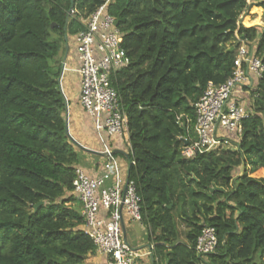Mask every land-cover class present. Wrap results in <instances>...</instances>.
Instances as JSON below:
<instances>
[{
    "label": "trees",
    "instance_id": "obj_1",
    "mask_svg": "<svg viewBox=\"0 0 264 264\" xmlns=\"http://www.w3.org/2000/svg\"><path fill=\"white\" fill-rule=\"evenodd\" d=\"M106 2L0 0V264H86L95 253L69 206L77 201L78 157L58 78L66 36ZM259 6L260 31L241 24L247 0L107 5L130 58L110 78L127 117V177L151 229L153 256L165 264H264V72L235 150L182 156L184 139L195 138V104L208 84L231 76L241 39L256 42L264 66ZM178 222L187 230L182 241ZM205 227L218 238L206 260L195 251Z\"/></svg>",
    "mask_w": 264,
    "mask_h": 264
},
{
    "label": "built area",
    "instance_id": "obj_2",
    "mask_svg": "<svg viewBox=\"0 0 264 264\" xmlns=\"http://www.w3.org/2000/svg\"><path fill=\"white\" fill-rule=\"evenodd\" d=\"M109 1L79 19L83 29L75 36L79 104L92 120L104 161L94 176L79 167L75 169L72 194L81 204V231L91 240L95 252L105 258V264H135L138 254L126 243L124 229L130 222H142L141 199L134 182L122 176L119 161L109 145L111 138L128 134L127 117L110 78L113 73L128 68L130 58L120 46L122 34L115 25L116 20L107 12ZM263 2L247 0V5ZM76 13L70 9L68 16L73 18ZM240 43L231 76L220 85L208 84L195 104V138L189 142L184 139L187 144L182 156L185 159L224 149L225 136L218 133L220 129L236 144L240 140L241 123L249 112L236 95L247 87H254L264 72L256 42ZM217 246L215 229L203 228L196 240L197 256L206 260Z\"/></svg>",
    "mask_w": 264,
    "mask_h": 264
},
{
    "label": "crops",
    "instance_id": "obj_3",
    "mask_svg": "<svg viewBox=\"0 0 264 264\" xmlns=\"http://www.w3.org/2000/svg\"><path fill=\"white\" fill-rule=\"evenodd\" d=\"M262 16L263 9L261 6H249L248 11L241 18V24L247 28L256 27L260 31L263 26ZM75 36L68 34L64 40L59 57L61 71L58 83L66 105L63 116L68 125V136L74 144L73 146L78 157V162L75 166L82 169L88 175L94 176L100 169L104 156L102 148L99 147L100 141L94 130L92 120L79 104L80 86ZM252 89L253 87H247L236 95L239 102L247 108L249 114H251L252 104L249 103V94ZM218 133L221 136H225L224 141L226 145L224 149L235 150L237 145L235 140L228 135L226 136L221 129ZM112 139L109 142L112 144L115 154L127 155L129 152L128 134L126 133L121 137ZM119 157L120 168L124 177H127L128 161L123 156L119 155ZM69 206L81 215V206L77 201L70 203ZM181 225L183 226V224ZM138 226L143 232L140 237L128 234V227L124 229L126 243L138 254L135 264H165L164 261H160L153 256L154 242L152 241L150 227L142 222ZM79 229L81 230V227ZM180 239L181 241L184 240L182 237ZM152 258L153 260H151ZM86 264H105V258L95 252L87 257Z\"/></svg>",
    "mask_w": 264,
    "mask_h": 264
},
{
    "label": "rangeland",
    "instance_id": "obj_4",
    "mask_svg": "<svg viewBox=\"0 0 264 264\" xmlns=\"http://www.w3.org/2000/svg\"><path fill=\"white\" fill-rule=\"evenodd\" d=\"M254 6V5H253ZM255 6H259V5H255ZM251 7V6H250ZM240 40V39H239ZM240 42H241V40H240ZM240 44H242V43H240ZM249 103H252V100H253V98L251 97V94H249ZM240 138H241V136H240ZM108 140V139H107ZM111 140H113L112 138H111ZM109 145L110 146H112V144L109 142ZM99 147L100 148H102V146L99 144ZM119 155L120 156H123L126 160H127V158H126V155L124 156V155H122V154H115V157L119 160L120 159V157H119ZM103 161H104V159H103ZM128 161V160H127ZM241 172H242V169L241 168H238L234 173H233V175L235 176V175H240L241 174ZM123 177H124V174L122 175ZM108 184V183H107ZM78 204L81 206V204L78 202ZM140 223L139 222H130V223H128L127 224V226L126 227H128V234H131V235H135V236H142V230H141V228L138 226ZM178 226H179V231H180V235H181V237H182V239H184V234H185V232L187 231L186 230V228H185V226L183 225H181L179 222H178ZM130 236V235H129Z\"/></svg>",
    "mask_w": 264,
    "mask_h": 264
},
{
    "label": "water",
    "instance_id": "obj_5",
    "mask_svg": "<svg viewBox=\"0 0 264 264\" xmlns=\"http://www.w3.org/2000/svg\"><path fill=\"white\" fill-rule=\"evenodd\" d=\"M115 25L118 26V23L115 22ZM241 41H243V39H241ZM229 51L230 52H233L234 51V48H230ZM65 107H66V105H65ZM65 132H66V134H68V125H67V122L66 121H65ZM214 190H220V189H215V188L212 189V191H214ZM151 260H153V258Z\"/></svg>",
    "mask_w": 264,
    "mask_h": 264
}]
</instances>
